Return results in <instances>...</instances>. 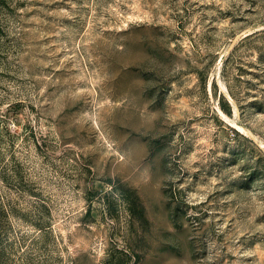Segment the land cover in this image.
<instances>
[{
	"label": "rangeland",
	"instance_id": "374dc122",
	"mask_svg": "<svg viewBox=\"0 0 264 264\" xmlns=\"http://www.w3.org/2000/svg\"><path fill=\"white\" fill-rule=\"evenodd\" d=\"M0 264H264V0H0Z\"/></svg>",
	"mask_w": 264,
	"mask_h": 264
},
{
	"label": "bare ground",
	"instance_id": "6f19581e",
	"mask_svg": "<svg viewBox=\"0 0 264 264\" xmlns=\"http://www.w3.org/2000/svg\"><path fill=\"white\" fill-rule=\"evenodd\" d=\"M252 32V31H251ZM250 32V33H251ZM233 46V45H232ZM224 96L226 97V99L229 101V103L234 107L235 111H237V113H239V108L237 103L235 102L234 98L232 97V95L229 93V91L227 90V88L225 87V91H224ZM240 127V126H239ZM240 129L242 130L243 127H240Z\"/></svg>",
	"mask_w": 264,
	"mask_h": 264
}]
</instances>
